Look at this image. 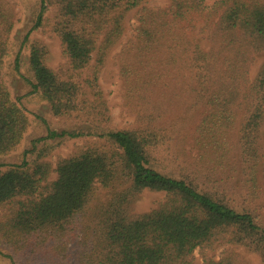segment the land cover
<instances>
[{
  "label": "trees",
  "instance_id": "trees-1",
  "mask_svg": "<svg viewBox=\"0 0 264 264\" xmlns=\"http://www.w3.org/2000/svg\"><path fill=\"white\" fill-rule=\"evenodd\" d=\"M147 1L40 0L32 31L45 26L65 64L48 67L29 31L31 92L76 126L0 169V242L18 264H250L235 247L264 264V62L250 74L264 0ZM129 14L117 61L134 119L117 129L99 75ZM13 25L0 0V154L28 125L2 77ZM55 138L82 143L52 162ZM145 191L160 198L137 211Z\"/></svg>",
  "mask_w": 264,
  "mask_h": 264
},
{
  "label": "rangeland",
  "instance_id": "rangeland-1",
  "mask_svg": "<svg viewBox=\"0 0 264 264\" xmlns=\"http://www.w3.org/2000/svg\"><path fill=\"white\" fill-rule=\"evenodd\" d=\"M14 11V25L9 39V50L5 56L2 77L6 83L9 93L13 99L18 101L21 108L26 112L28 125L24 132L20 143L10 152L0 154V169L9 164L20 163L22 153L30 148L31 141L37 138L44 137L48 129L60 133L64 130H71L76 126L74 120L62 118L53 115L49 109V105L42 101L38 94L32 91L29 81L32 76L27 66V48L22 46L24 36L29 32V40L36 39L42 42L46 49L45 64L57 69L65 64V59L62 56L61 45L59 40L48 32V29L43 26L32 31L35 17L38 14L40 0H7ZM169 0H148L147 4L152 7L165 5ZM211 3L213 0H205ZM47 10L50 6H47ZM48 12H45L46 15ZM135 25L133 14L128 15L127 28L120 42L109 51L105 63L99 75L100 89L106 99L110 114L111 123L114 128L121 129L129 127L133 122L134 116L130 114L127 108L123 105L121 97V81L118 77V61L117 53L121 44L125 41L126 36H130ZM264 62V55L256 56L255 64L251 69V76L254 75L259 65ZM14 63H17V67ZM16 67V69H15ZM52 146V153L48 157L54 162L58 156L67 155L78 144L82 143V139L77 138H55L45 141ZM44 141L37 143L42 146ZM160 198L151 192H143L141 198L136 203V210H145L153 205ZM229 248L228 245L221 246L215 250H208L206 256L218 258L222 255V251ZM234 251L239 253L243 260L250 264H262L259 257L247 252L245 249L235 247ZM9 252L0 242V264H18L15 258L8 256ZM203 255L198 249L194 251V257L197 261H202Z\"/></svg>",
  "mask_w": 264,
  "mask_h": 264
}]
</instances>
